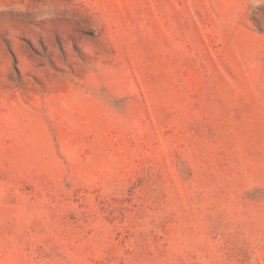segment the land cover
I'll return each mask as SVG.
<instances>
[{"label": "rangeland", "instance_id": "374dc122", "mask_svg": "<svg viewBox=\"0 0 264 264\" xmlns=\"http://www.w3.org/2000/svg\"><path fill=\"white\" fill-rule=\"evenodd\" d=\"M0 264H264V0H0Z\"/></svg>", "mask_w": 264, "mask_h": 264}]
</instances>
